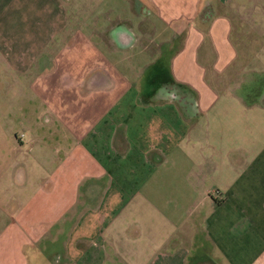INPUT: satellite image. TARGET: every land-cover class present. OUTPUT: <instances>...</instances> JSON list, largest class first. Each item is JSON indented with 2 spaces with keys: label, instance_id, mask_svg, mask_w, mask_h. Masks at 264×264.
Instances as JSON below:
<instances>
[{
  "label": "crops",
  "instance_id": "0c3cea01",
  "mask_svg": "<svg viewBox=\"0 0 264 264\" xmlns=\"http://www.w3.org/2000/svg\"><path fill=\"white\" fill-rule=\"evenodd\" d=\"M17 1L0 264H264V0Z\"/></svg>",
  "mask_w": 264,
  "mask_h": 264
},
{
  "label": "rangeland",
  "instance_id": "374dc122",
  "mask_svg": "<svg viewBox=\"0 0 264 264\" xmlns=\"http://www.w3.org/2000/svg\"><path fill=\"white\" fill-rule=\"evenodd\" d=\"M46 1H49V0H34L35 5H36L34 16L36 17V19H40V18H44V17H52L53 18V23L51 24V27H50L51 28V32H52L51 34L58 36V33H56L58 25H56L54 23L59 22V16H60V13L62 12L63 9H60L59 7L58 8L57 7L56 8L55 7L54 8H52V7H49V8L43 7V4ZM55 1L56 0H51V3L53 5H55ZM17 2L22 4L21 7L23 8V11H24L22 17H27L28 16V10H27L28 0H19ZM65 11H67L66 8H65ZM70 29H74V26H70ZM56 38H58V37H56Z\"/></svg>",
  "mask_w": 264,
  "mask_h": 264
},
{
  "label": "built area",
  "instance_id": "2783aa9c",
  "mask_svg": "<svg viewBox=\"0 0 264 264\" xmlns=\"http://www.w3.org/2000/svg\"><path fill=\"white\" fill-rule=\"evenodd\" d=\"M20 138H22V136Z\"/></svg>",
  "mask_w": 264,
  "mask_h": 264
}]
</instances>
